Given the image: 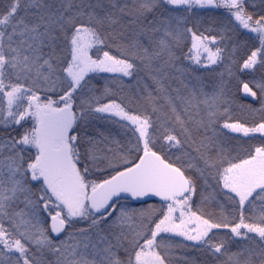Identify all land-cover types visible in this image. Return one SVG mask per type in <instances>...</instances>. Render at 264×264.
<instances>
[{
    "label": "snow or ice",
    "instance_id": "snow-or-ice-1",
    "mask_svg": "<svg viewBox=\"0 0 264 264\" xmlns=\"http://www.w3.org/2000/svg\"><path fill=\"white\" fill-rule=\"evenodd\" d=\"M240 30L258 46L237 71L261 75L237 91L264 110V0H0V264H172L174 237L185 264H264V146L222 140L264 133L230 122L234 73L216 71ZM90 73L119 75L101 91ZM152 197L166 208L121 203Z\"/></svg>",
    "mask_w": 264,
    "mask_h": 264
},
{
    "label": "trees",
    "instance_id": "trees-1",
    "mask_svg": "<svg viewBox=\"0 0 264 264\" xmlns=\"http://www.w3.org/2000/svg\"><path fill=\"white\" fill-rule=\"evenodd\" d=\"M204 15L207 16L209 20H217L225 17V10L221 8L210 13H204ZM207 26L209 25L206 24L205 27ZM240 32L241 34L239 35L238 40H235L233 43L225 42L227 48L231 52V55L229 56V52H225V59L223 63L217 67L216 71L226 73L227 68L231 67L232 72L234 73V75L230 79L229 84V97L233 101L230 106L229 112V116L231 117L230 122L239 121L241 123H244L247 127H254L259 123L264 122V110H261V101L255 98L244 97L242 94V85L240 87V91H237V84L239 81H251L253 79V76H255L256 80H259L261 73L260 71H256L255 73L245 72L244 74H241L237 71V68L240 64H242V58H246L247 55L250 54V52L254 50L256 46H258V43L254 39L255 34H244L247 32V30H240ZM219 46L225 47L224 44ZM91 54L95 58L97 54L102 56L103 53L102 51L97 53L96 49H93L91 51ZM89 75L93 77L91 81L92 85L102 91L105 82L113 81V78L118 76L119 74L90 73ZM237 77L239 78V81ZM130 83H132V81L129 78H124L125 85H128ZM251 86L252 85L250 84V87ZM109 87L113 88V91L115 92L117 98L123 97L125 103H127L128 99L132 96V92H130L127 87H125L123 91L120 90L119 81L109 83ZM97 95H99V93H97ZM132 107L136 109L138 105L133 104ZM221 123H223V121H221ZM30 126L31 122L25 125V127ZM95 127L100 129L101 131H105L106 134L108 132H111L112 136L115 139L122 142L126 139L124 131L117 123H113L106 119H97L95 121ZM224 132L227 133V135L222 137V140H224L223 146L226 155H228L229 157L239 156L241 158H246V154L248 152H254V149L256 147L264 146V133H249L248 136H244L243 133H232L227 129H225ZM106 175L107 173L96 170L95 174L89 176V179L99 180L104 178ZM193 199L195 201L192 206L193 211H196L197 207H199L204 213H219L220 211V209L212 203H201L199 196H196ZM121 203L135 208H147L148 205H153L155 209H159L162 206L161 204H158L156 202L146 203L142 205H135L130 203L129 201H121ZM164 207L166 208V205H164ZM81 226L82 225H77V227ZM225 231L227 230H221L219 235L223 236ZM180 241L182 240L175 237L171 241L165 240V243H171L173 245L172 251L170 253L172 257V264H185V260L183 259L184 257H187L189 262H191L198 255V253L191 248L182 249L179 247H175V245L179 244Z\"/></svg>",
    "mask_w": 264,
    "mask_h": 264
},
{
    "label": "water",
    "instance_id": "water-1",
    "mask_svg": "<svg viewBox=\"0 0 264 264\" xmlns=\"http://www.w3.org/2000/svg\"><path fill=\"white\" fill-rule=\"evenodd\" d=\"M242 93H243V91H242ZM243 96L248 97L247 94H245V93H243ZM248 98H250V97H248ZM122 201H126V200H122ZM129 202H131L132 204H135V205H141V204H146V203H151V202H156V203H159L162 205H166V204H164V202L159 197H152L151 199H147L146 203H140L137 201H129Z\"/></svg>",
    "mask_w": 264,
    "mask_h": 264
},
{
    "label": "rangeland",
    "instance_id": "rangeland-1",
    "mask_svg": "<svg viewBox=\"0 0 264 264\" xmlns=\"http://www.w3.org/2000/svg\"><path fill=\"white\" fill-rule=\"evenodd\" d=\"M252 98V97H251ZM5 104H6V102H5ZM102 115V114H101ZM103 115H108V114H103ZM115 119H119L118 117L117 118H115ZM166 236H173L174 234H165ZM175 238H178V239H181V240H183V237H175ZM189 243H192V242H189Z\"/></svg>",
    "mask_w": 264,
    "mask_h": 264
}]
</instances>
